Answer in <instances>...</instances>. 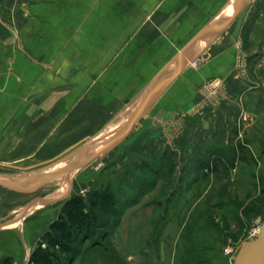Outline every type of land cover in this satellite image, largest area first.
<instances>
[{"label": "crops", "instance_id": "crops-1", "mask_svg": "<svg viewBox=\"0 0 264 264\" xmlns=\"http://www.w3.org/2000/svg\"><path fill=\"white\" fill-rule=\"evenodd\" d=\"M239 2L240 12L227 30L219 37L201 40L192 55L189 48L181 58L187 60L180 75L156 95L148 113L104 153V157L118 156L111 162L114 166H124L119 159L122 149L146 141L140 150L146 162L140 161L135 171L125 167L121 171L119 166L118 176L110 177V183H136L134 188H140L153 178L154 189L160 186V173L171 174L178 167L186 173L191 167L189 159L180 164L175 160L180 152L173 148L175 138H170L169 126L199 103L206 116L198 124L196 119L188 120L184 132L177 135L182 136L177 138L183 144L181 154L187 157L186 152L197 148L198 141H203L195 150L199 161L204 149L212 146L208 140L215 145V137H209L218 133L219 126L212 123L215 112L234 111L229 117H239L245 127L252 125L264 134V0ZM236 3L0 0V165L54 162L84 142L99 141L101 145L95 149H100L144 103L151 89L173 76L184 48L202 30L221 26ZM244 61H249L247 74L242 71ZM215 81L225 84L231 98L229 104L217 108L207 100V87ZM155 122L164 127L152 133L149 128ZM216 148L220 147L210 150ZM214 152V156L219 153ZM105 163L96 171L103 173L108 168ZM98 179L94 176L87 182L94 187ZM143 196L135 199L131 195L133 207L143 203L147 197ZM64 202L57 211L46 207L42 218L54 214L51 223ZM129 216L126 211L120 218L119 238ZM145 223L144 216L136 219L138 226ZM136 230V237L146 234V230ZM137 248L130 249L136 252Z\"/></svg>", "mask_w": 264, "mask_h": 264}, {"label": "rangeland", "instance_id": "rangeland-1", "mask_svg": "<svg viewBox=\"0 0 264 264\" xmlns=\"http://www.w3.org/2000/svg\"><path fill=\"white\" fill-rule=\"evenodd\" d=\"M193 50L195 48H191L189 54L192 55ZM242 71L246 74L249 72V61H244ZM224 85L215 81L207 87V100L216 108L222 103L231 102ZM233 112L223 110L221 115L215 112L216 119L212 123L214 126L216 123L219 129L216 128L218 133H210L209 137H215L216 143L214 145L213 140L208 141L212 142L211 147L221 149H204V157L200 161L195 158V150L201 148L203 141H198L197 148L186 152L187 157L181 154L183 144L177 138L182 136L177 135L184 132L188 120L196 119V124L202 121L206 110L199 103L180 114V120L173 121L169 126L170 138H175L171 143L180 152L175 159L177 163L189 159L191 167L186 173L180 167L171 174L160 173L158 188H151L153 178L140 188H134L136 183L125 185L118 197L124 192L135 199L142 194L147 197L135 208L131 195L123 197L115 213L108 217L110 225L107 237L100 236L104 247L97 252L89 251L92 241H88L81 247L82 255L77 264H234L242 244L252 240L264 223V134L252 125L245 127L244 120L239 117H229ZM163 127L155 122L149 131L157 133ZM132 132L135 133L131 131L130 134ZM220 138H224L223 141ZM145 142H133L122 149L119 159L123 160L124 166L111 164L118 156L104 157V154L83 163L101 145L99 141L84 142L54 162L27 161L10 166L0 165V180L21 182L16 189L0 184V259L10 256L15 264H28L29 254L37 247L54 216L42 218L44 209L47 207L57 211L63 201L82 193L89 197L91 190L107 186L110 177L118 176L119 166L121 171L125 168L139 169L140 161L146 162V159L143 160L146 157L141 156L140 151ZM215 150L219 152L217 156H214ZM105 160L108 168L104 167L106 170L103 173L96 171ZM69 164H74V167L46 182H40ZM113 166V170L109 168ZM94 176L100 180L93 187L87 181ZM23 185L27 187L23 188ZM28 190L30 192H26ZM64 192L66 195L62 196ZM126 211L130 216L120 229L123 235L119 238L116 235L118 227L114 230V224ZM140 216L145 217V225L136 224ZM134 229L137 232L146 230V234L136 237ZM135 237L139 239L138 246ZM129 246L138 247V250L134 252L135 249ZM227 246L231 247L230 252L225 251ZM124 259L127 263L123 262Z\"/></svg>", "mask_w": 264, "mask_h": 264}, {"label": "trees", "instance_id": "trees-1", "mask_svg": "<svg viewBox=\"0 0 264 264\" xmlns=\"http://www.w3.org/2000/svg\"><path fill=\"white\" fill-rule=\"evenodd\" d=\"M124 187V184L110 183L91 190L89 197L76 195L67 199L32 250L29 264H75L82 255L81 247L88 241H92L89 251L97 252L104 247L100 236L107 237L108 217L115 213L123 197L130 195L124 192L117 196ZM119 223L120 219L114 224V230ZM0 264H15V261L8 256L0 259Z\"/></svg>", "mask_w": 264, "mask_h": 264}, {"label": "water", "instance_id": "water-1", "mask_svg": "<svg viewBox=\"0 0 264 264\" xmlns=\"http://www.w3.org/2000/svg\"><path fill=\"white\" fill-rule=\"evenodd\" d=\"M240 9H241V4L239 0H237L236 8L233 14L221 26L211 27L202 30L198 34V36H196L178 56V63L173 76L159 83L158 85L154 86L149 92V94L145 97L144 103L135 111V113L126 121V123L120 129H118L113 134V136L105 144H103V146L100 149L96 150L94 154H92V156H90V158H88V160L84 161L83 163H88L103 155L123 135L129 132L132 129V127H134L148 113L150 106L155 100L156 95L160 94V92H162L170 82H172L175 78H177L180 75L187 60V58L182 60L181 58L184 57L187 50L189 48H196L200 44V41L203 40L204 38L211 36L219 37L232 24V22L238 16ZM72 167H74V164H69L65 166L61 171L55 172V174H53L52 176L43 178L40 182H46L51 178L56 177L62 174L63 172L71 169ZM20 183L21 182H8V181L0 180V184L2 186L10 187L13 189H16L15 188L16 185ZM26 192H30V190ZM234 264H264V223L262 225L261 232L257 234L256 238L246 241L242 244Z\"/></svg>", "mask_w": 264, "mask_h": 264}, {"label": "built area", "instance_id": "built-area-1", "mask_svg": "<svg viewBox=\"0 0 264 264\" xmlns=\"http://www.w3.org/2000/svg\"><path fill=\"white\" fill-rule=\"evenodd\" d=\"M195 63H197V61H196ZM260 232H261V231H260ZM260 232H256V233L254 234V238H256L257 234H259ZM254 238H253V239H254ZM225 251H226V252H230V251H231V247H230V246H227L226 249H225Z\"/></svg>", "mask_w": 264, "mask_h": 264}]
</instances>
